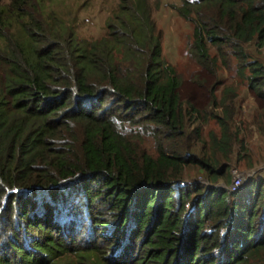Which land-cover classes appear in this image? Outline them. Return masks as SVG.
Listing matches in <instances>:
<instances>
[{"label": "trees", "instance_id": "trees-1", "mask_svg": "<svg viewBox=\"0 0 264 264\" xmlns=\"http://www.w3.org/2000/svg\"><path fill=\"white\" fill-rule=\"evenodd\" d=\"M45 3L0 0V264H264V175L228 188L245 149L232 89L181 100L148 0H119L94 39ZM173 9L202 69L246 80L264 133V63L247 50L264 47V0Z\"/></svg>", "mask_w": 264, "mask_h": 264}, {"label": "rangeland", "instance_id": "rangeland-1", "mask_svg": "<svg viewBox=\"0 0 264 264\" xmlns=\"http://www.w3.org/2000/svg\"><path fill=\"white\" fill-rule=\"evenodd\" d=\"M151 17L161 32L162 55L176 70L180 78V98L199 108L210 103L209 89L214 86L217 96L224 87H230L236 110L234 126L243 139L244 150L239 142L233 144L228 160V172L233 178L241 175V182L248 177L264 175V133L258 131L253 123L259 113L261 103L256 101L247 87L246 80L230 69L219 67L215 76L202 69L190 56L188 44L191 41V24L177 14L174 4L180 0H148ZM46 10L53 11L67 24L71 25L77 35L85 39L100 38L105 34L106 23L113 17L119 0H45ZM247 50L264 63V47L257 48L253 42L247 44ZM218 131L213 119H208L203 128V137L207 131ZM244 153V154H243ZM257 171L255 174L254 172ZM184 180L207 183L196 168H186Z\"/></svg>", "mask_w": 264, "mask_h": 264}, {"label": "built area", "instance_id": "built-area-1", "mask_svg": "<svg viewBox=\"0 0 264 264\" xmlns=\"http://www.w3.org/2000/svg\"><path fill=\"white\" fill-rule=\"evenodd\" d=\"M241 175L237 174L232 178V182L228 187L230 191L237 189L241 185Z\"/></svg>", "mask_w": 264, "mask_h": 264}]
</instances>
